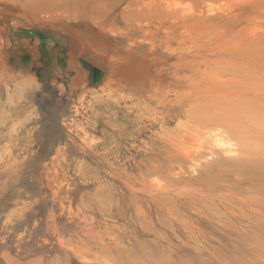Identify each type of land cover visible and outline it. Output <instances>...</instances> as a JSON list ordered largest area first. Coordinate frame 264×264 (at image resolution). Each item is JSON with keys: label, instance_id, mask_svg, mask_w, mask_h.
<instances>
[{"label": "rangeland", "instance_id": "1", "mask_svg": "<svg viewBox=\"0 0 264 264\" xmlns=\"http://www.w3.org/2000/svg\"><path fill=\"white\" fill-rule=\"evenodd\" d=\"M260 84L264 0H0V264H264Z\"/></svg>", "mask_w": 264, "mask_h": 264}, {"label": "bare ground", "instance_id": "2", "mask_svg": "<svg viewBox=\"0 0 264 264\" xmlns=\"http://www.w3.org/2000/svg\"><path fill=\"white\" fill-rule=\"evenodd\" d=\"M256 44V43H255ZM178 77V76H177ZM186 77V76H185ZM188 78V77H187ZM175 79H177V78H175ZM190 83V82H189ZM189 85V84H188ZM262 84H260L257 88H255V87H250V88H244V87H242V88H239V89H237V92H235L236 94H238L239 93V95H240V97L242 98V101H240L241 102V107L243 108V110H250L249 112H245V111H243V113H244V115L243 116H240L239 118L238 117H230V116H228V115H212V119L211 120H209V121H211V122H213V123H211L214 127H215V129H216V131L217 132H221V131H235V130H240V129H243V128H245V126L246 125H248L249 123H251V122H254V121H257L259 118L260 119H262V118H264V93H259V94H257V93H255V90H257V89H261L260 87H262L261 86ZM167 90V89H166ZM234 93V94H235ZM242 95V96H241ZM244 100V101H243ZM226 106H228V105H226ZM233 112H237L236 110L235 111H233ZM217 114V113H216ZM223 114V113H222ZM218 116V117H217ZM236 118V119H235ZM248 134H250L249 132H248ZM218 140V139H217ZM195 142V141H194ZM193 142V143H194ZM197 142H198V140H197ZM196 142V143H197ZM223 143H224V140L222 141ZM222 142H221V145H223L224 146V144H222ZM226 142V144L228 143L227 141H225ZM215 143V142H214ZM213 143V144H214ZM219 143V142H218ZM217 143V145L218 146H220L219 144ZM199 144V143H198ZM226 144H225V146H226ZM222 146V147H223ZM227 146H229V145H227ZM221 147V148H222ZM231 146H229V148H230ZM220 148V147H219ZM220 148V149H221ZM224 148H226V147H224ZM223 148V149H224ZM195 149V148H194ZM198 149V148H197ZM196 149V150H197ZM201 149V148H200ZM214 150V149H213ZM225 150V153L227 152L228 154H230V156H232L231 155V150H226V149H224ZM211 153H212V151H210ZM215 153L217 154L218 152L217 151H215ZM234 153V152H233ZM237 153V152H236ZM258 153V156H259V154H260V152L258 151L257 152ZM186 154V153H185ZM227 154V155H228ZM173 155V154H172ZM189 156V155H188ZM191 156H189V158H190ZM228 157H229V155H228ZM208 158H211V157H208ZM258 169H260L259 171L261 172V174L259 175V176H257V177H255V179H257V180H259V181H262V182H264V165H261V166H259L258 167ZM244 172V171H243ZM245 172H246V170H245ZM244 172V173H245ZM243 174V173H242ZM246 174H247V172H246ZM251 174V173H250ZM259 174V173H258ZM244 178V177H243ZM255 191V190H254ZM261 192H260V198H258V201H259V209H258V214L256 215V216H254V217H256L257 218V216H258V218H263L264 219V188L263 189H261L260 190ZM256 222V221H255ZM262 223V225H260V226H264V220H263V222H261ZM259 226V225H258ZM259 226V227H260ZM257 242H259V243H264V239L262 240V239H259L258 238V240H257Z\"/></svg>", "mask_w": 264, "mask_h": 264}]
</instances>
